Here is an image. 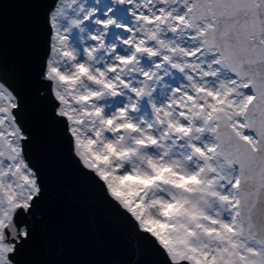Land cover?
<instances>
[{"label": "snow or ice", "instance_id": "6c2138e0", "mask_svg": "<svg viewBox=\"0 0 264 264\" xmlns=\"http://www.w3.org/2000/svg\"><path fill=\"white\" fill-rule=\"evenodd\" d=\"M46 3L37 96L136 255L264 264V0ZM32 142L0 73V264L36 239Z\"/></svg>", "mask_w": 264, "mask_h": 264}, {"label": "water", "instance_id": "95a60500", "mask_svg": "<svg viewBox=\"0 0 264 264\" xmlns=\"http://www.w3.org/2000/svg\"><path fill=\"white\" fill-rule=\"evenodd\" d=\"M46 7V0H0V73L23 98L33 132L29 156L45 187L34 216L36 239L19 255L20 264H153L156 257L136 255L127 226L68 159L62 132L48 117L50 105L37 96L45 87L36 61Z\"/></svg>", "mask_w": 264, "mask_h": 264}]
</instances>
